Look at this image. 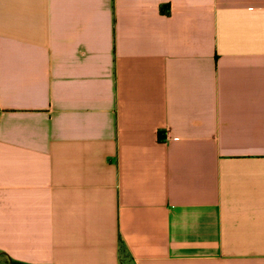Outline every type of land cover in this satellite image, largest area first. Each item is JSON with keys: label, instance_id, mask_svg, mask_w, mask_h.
<instances>
[{"label": "crops", "instance_id": "obj_1", "mask_svg": "<svg viewBox=\"0 0 264 264\" xmlns=\"http://www.w3.org/2000/svg\"><path fill=\"white\" fill-rule=\"evenodd\" d=\"M264 264V0H0V257Z\"/></svg>", "mask_w": 264, "mask_h": 264}, {"label": "rangeland", "instance_id": "obj_2", "mask_svg": "<svg viewBox=\"0 0 264 264\" xmlns=\"http://www.w3.org/2000/svg\"><path fill=\"white\" fill-rule=\"evenodd\" d=\"M0 264H7V259L4 258L3 256L0 257Z\"/></svg>", "mask_w": 264, "mask_h": 264}, {"label": "trees", "instance_id": "obj_3", "mask_svg": "<svg viewBox=\"0 0 264 264\" xmlns=\"http://www.w3.org/2000/svg\"><path fill=\"white\" fill-rule=\"evenodd\" d=\"M10 264H19V263L10 260Z\"/></svg>", "mask_w": 264, "mask_h": 264}]
</instances>
